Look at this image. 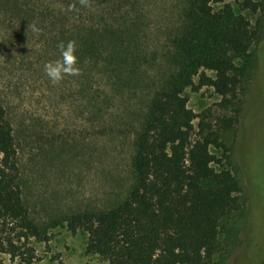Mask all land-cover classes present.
Instances as JSON below:
<instances>
[{"label": "rangeland", "instance_id": "rangeland-1", "mask_svg": "<svg viewBox=\"0 0 264 264\" xmlns=\"http://www.w3.org/2000/svg\"><path fill=\"white\" fill-rule=\"evenodd\" d=\"M256 1L261 3L257 11L229 1L259 37L249 49L250 66L240 92V118L252 144L240 141L236 124L220 131L230 151L211 147L221 159L215 169L236 174L238 154H247L237 174L244 188L240 209L218 237L215 260L220 264H264V0ZM87 3L82 7L79 0H0V103L13 128L22 197L45 235L28 241L32 250L23 255L26 260L0 252V264H109L87 253V234L69 231L66 220L74 213L109 209L127 197L146 105L175 71L171 40L183 29L186 0ZM33 24L38 33L32 32ZM80 36L97 41L95 61L80 57ZM71 37L79 74L52 83L43 65L58 59L56 44ZM246 58L234 57V62L243 67ZM193 83L183 94L199 115L194 120L196 138L202 119L218 128L219 120L234 111L230 105L221 106L222 98L212 86L195 88L197 77Z\"/></svg>", "mask_w": 264, "mask_h": 264}, {"label": "trees", "instance_id": "trees-1", "mask_svg": "<svg viewBox=\"0 0 264 264\" xmlns=\"http://www.w3.org/2000/svg\"><path fill=\"white\" fill-rule=\"evenodd\" d=\"M229 1L186 0L183 29L171 40L175 71L146 105L134 144L133 182L127 197L109 209L74 213L66 220L69 231L87 234V253L109 264H220L215 260L218 237L231 214L240 209L244 188L237 174L247 154H238L236 174L215 169L221 159L211 147L230 151L220 131L236 124L240 141L252 144L240 118L244 106L240 92L250 66L249 49L259 37ZM235 1L252 11L261 7L256 0ZM214 4L222 7L216 10ZM97 45L94 38L80 36V57L95 61ZM234 57H247L245 65L237 66ZM194 77L195 88L212 86L222 98L221 106L230 105L234 111L219 120L218 128L202 119L196 138L194 120L199 115L183 94L186 85L194 86ZM44 236L22 197L13 128L0 103V252L26 260L23 255L32 250L28 241Z\"/></svg>", "mask_w": 264, "mask_h": 264}, {"label": "clouds", "instance_id": "clouds-1", "mask_svg": "<svg viewBox=\"0 0 264 264\" xmlns=\"http://www.w3.org/2000/svg\"><path fill=\"white\" fill-rule=\"evenodd\" d=\"M82 7H87V0H79ZM71 10V9H70ZM31 30L38 33L39 29L33 24ZM56 49L59 53V58L54 61L45 62L43 71L46 77L52 83H57L66 75L76 76L79 74V69L76 67L77 55L76 45L74 41H59L56 44Z\"/></svg>", "mask_w": 264, "mask_h": 264}]
</instances>
